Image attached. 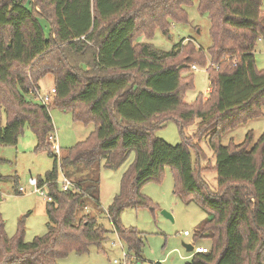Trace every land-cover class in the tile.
I'll use <instances>...</instances> for the list:
<instances>
[{"label": "trees", "instance_id": "16d2710c", "mask_svg": "<svg viewBox=\"0 0 264 264\" xmlns=\"http://www.w3.org/2000/svg\"><path fill=\"white\" fill-rule=\"evenodd\" d=\"M262 1L198 0L210 18L214 68L208 67V98L200 95L189 105L184 96L194 88L192 66L209 63L202 49L182 41L164 52L137 39L151 38L157 28L167 34L171 22L188 23L191 0H0V146L17 145L28 127L37 149L55 161L38 180L53 199L46 208L48 233L27 242L21 226L9 237L0 214V264H59L71 253L101 248L110 232L91 205L141 260L143 234L123 226L121 216L155 209L142 189L160 182L165 168L174 173V194L207 216L197 237L210 239L212 248L185 264H264V134L256 143L252 133L241 145L222 143L227 131L263 114L264 70L255 60L264 40ZM48 76L57 94L47 106L37 102L35 89ZM53 108L95 126L60 159L48 141ZM197 120L196 137L208 141L216 158L210 169L197 167L203 152L185 136ZM170 121L182 136L176 146L155 136ZM131 154L120 193L104 211L102 167L117 170ZM60 171L76 191L61 190ZM205 172L217 174L216 190Z\"/></svg>", "mask_w": 264, "mask_h": 264}, {"label": "rangeland", "instance_id": "374dc122", "mask_svg": "<svg viewBox=\"0 0 264 264\" xmlns=\"http://www.w3.org/2000/svg\"><path fill=\"white\" fill-rule=\"evenodd\" d=\"M262 9L264 10V0ZM36 10L41 12L39 8ZM185 11L188 23L171 22L169 33L165 34L162 29L157 28L151 38L141 36L137 42L152 44L156 49L164 52L172 51L182 41H185V46L193 44L197 49H202L209 63L206 66L198 65V70L193 72L194 88L184 96L185 103L190 105L195 103L200 95L205 99L208 98V91L211 88L208 67L214 68L208 49L213 42L210 34V18L208 14H201L198 0H191ZM45 23L43 21V24ZM48 32L47 29V35ZM255 60L257 68L264 70V40L257 43ZM38 86L42 94L49 93L55 87L54 78L48 76L42 79ZM262 113L261 117L250 119L237 128L227 131L222 137L223 145L229 146L231 143L241 145L246 141L249 133L253 134V143H256L264 134V108ZM51 117L55 127L56 143L61 150L60 158L65 156L68 149L84 141L95 129L94 125L75 122L70 113L58 108L51 110ZM198 122L197 120L185 131V136L203 152V158L196 159L197 167L210 169L216 163V158L208 141L205 139L200 141L196 137ZM155 136L172 146L182 143L180 129L174 121L158 129ZM52 152L56 154L53 147ZM134 158L135 154H131L127 163L117 170L108 169L103 165L101 208L104 211L110 208L114 198L120 193L123 177L133 164ZM54 163L48 150L37 149V139L28 127L24 129L17 145L0 146V214L9 237H14L21 226L24 228V238L27 242H32L36 237H43L48 233L49 219L46 210L48 200L46 196L36 193L35 188L29 187V181L44 177L53 169ZM61 179L60 171V181ZM203 179L213 190L217 189L215 172L203 173ZM21 187L27 189L26 194L18 193ZM174 190V173L172 169L165 168L160 182L148 183L142 189L155 209L127 210L121 216L123 226L135 228L143 234L145 247L141 260L128 250L116 233H113L108 217L91 205L89 211L97 216L99 222L110 232L107 240L101 248L91 247L89 253L84 255L71 253L61 259L59 264H116L115 260L124 259V253L132 257V264H185L192 259L194 252H188L184 244H190L195 249L203 247L207 251L211 250L210 239L197 237V230L207 217L206 213L195 203L186 204L174 194ZM44 191L48 193V188ZM164 213L169 214L173 219L168 218ZM185 232H188L189 236H185Z\"/></svg>", "mask_w": 264, "mask_h": 264}, {"label": "built area", "instance_id": "2783aa9c", "mask_svg": "<svg viewBox=\"0 0 264 264\" xmlns=\"http://www.w3.org/2000/svg\"><path fill=\"white\" fill-rule=\"evenodd\" d=\"M192 70H193V72L197 71L198 65H193ZM56 94H57L56 88H53L51 92L44 93V94H42L40 90L35 89L36 100L41 105H47V106L50 105L54 101ZM49 141L53 144V149L56 152L57 156L60 158L61 150H60V147L58 146V144L56 143V137L54 135V132L49 136ZM59 186L63 192L76 191V187H75L74 183L72 182V180L67 178L63 173H62L61 181L59 180ZM29 187L35 188L36 193H39L42 196H46L48 202H52V200H53L52 197L49 195V193H47V192L45 193V191H44V189L47 188V186L40 187L38 180L31 179L29 181ZM19 193L20 194H26L27 189L24 187H21V188H19ZM185 236H189V233L185 232ZM206 252H207V250L203 247H198V248L194 249V253H206ZM131 260H132V257L129 254L124 253V259L122 261L115 260V263L116 264H132Z\"/></svg>", "mask_w": 264, "mask_h": 264}, {"label": "water", "instance_id": "95a60500", "mask_svg": "<svg viewBox=\"0 0 264 264\" xmlns=\"http://www.w3.org/2000/svg\"><path fill=\"white\" fill-rule=\"evenodd\" d=\"M168 218L173 219L172 216H170L167 213H164ZM185 248L187 249L188 252H194V247L190 244H184Z\"/></svg>", "mask_w": 264, "mask_h": 264}, {"label": "crops", "instance_id": "0c3cea01", "mask_svg": "<svg viewBox=\"0 0 264 264\" xmlns=\"http://www.w3.org/2000/svg\"><path fill=\"white\" fill-rule=\"evenodd\" d=\"M210 90H211V88L209 89L208 94H209Z\"/></svg>", "mask_w": 264, "mask_h": 264}]
</instances>
